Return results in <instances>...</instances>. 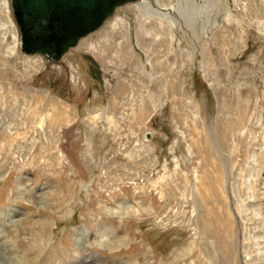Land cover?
Listing matches in <instances>:
<instances>
[{"label":"rangeland","instance_id":"rangeland-1","mask_svg":"<svg viewBox=\"0 0 264 264\" xmlns=\"http://www.w3.org/2000/svg\"><path fill=\"white\" fill-rule=\"evenodd\" d=\"M2 249L264 264V0L126 3L55 63L0 0Z\"/></svg>","mask_w":264,"mask_h":264},{"label":"water","instance_id":"water-1","mask_svg":"<svg viewBox=\"0 0 264 264\" xmlns=\"http://www.w3.org/2000/svg\"><path fill=\"white\" fill-rule=\"evenodd\" d=\"M139 0H9L19 51L57 62L98 29L117 7Z\"/></svg>","mask_w":264,"mask_h":264},{"label":"bare ground","instance_id":"bare-ground-1","mask_svg":"<svg viewBox=\"0 0 264 264\" xmlns=\"http://www.w3.org/2000/svg\"><path fill=\"white\" fill-rule=\"evenodd\" d=\"M3 4H5V2L3 1L2 2ZM5 6V5H4ZM11 219H13V216H12V214L11 213H9L8 214V218H7V220H11ZM5 249H2V251L0 250V264H11L10 263V260L9 261H4V259H6V257H5V251H4Z\"/></svg>","mask_w":264,"mask_h":264}]
</instances>
